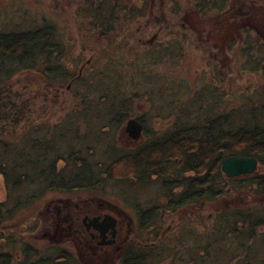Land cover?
Masks as SVG:
<instances>
[{"label":"trees","instance_id":"16d2710c","mask_svg":"<svg viewBox=\"0 0 264 264\" xmlns=\"http://www.w3.org/2000/svg\"><path fill=\"white\" fill-rule=\"evenodd\" d=\"M154 1L83 0L80 14L99 40H108L113 56L109 64L91 73H77L69 66L65 38L55 23L48 21L26 31H0V177L6 189V199L0 202V228L14 227L19 214L49 193L107 199L116 195L135 210L136 238L149 228L156 240L145 246L132 243L120 264H264V231H260L264 202L222 209L211 226L204 225V231L196 220H184L177 232L162 234L165 218L178 212L202 210L243 191L264 199V97L259 91L252 97L239 93L246 101L238 107L226 104L217 109L228 98L222 83L213 80L188 104L176 106L180 113L176 112L165 132H152L144 116L138 119L145 127V141L119 142L143 94L138 89L132 92L118 70L120 58L129 49L114 46L116 32L121 28L136 41L137 45H130L137 54L141 47H148L151 63L182 57L185 47L191 46L188 29L172 31L183 24L177 18L187 8L182 0L168 3V17L177 22L169 32L174 39L159 50L154 44L146 46L153 32L148 20L159 14L150 6ZM228 4L229 0H192L193 10L203 19L226 13ZM247 43L241 48V74L246 64L257 72L264 64V43L251 36ZM144 66L136 65L142 72L139 78L153 82ZM34 75L42 85L32 83ZM69 81L73 82L69 93L78 102L67 110L61 104ZM191 114L196 118L191 119ZM230 156L257 158L258 172L227 178L221 165ZM151 187L157 196L145 206L138 198ZM23 252L22 264H67L66 249L35 262L31 260L41 255L40 250L29 244ZM11 261L12 253L0 250V264Z\"/></svg>","mask_w":264,"mask_h":264},{"label":"rangeland","instance_id":"374dc122","mask_svg":"<svg viewBox=\"0 0 264 264\" xmlns=\"http://www.w3.org/2000/svg\"><path fill=\"white\" fill-rule=\"evenodd\" d=\"M170 1L155 0L150 5L152 9L159 11V14L155 17L151 16L152 21L147 17L150 25L153 26L151 28L153 32L145 43L149 47L154 44L155 50H159L160 45L164 46L174 39L169 32H182L188 29L186 33H188V42L190 41L191 46L185 47L182 57L176 56L160 63H151L150 57L147 56L148 47H141L140 53L137 54L133 49L135 46L130 45V43L137 45L136 41L131 40L128 33L120 28L115 34L114 46L117 48V46L125 45L129 49V54L120 58L118 70L126 78L132 92L138 89L140 94H143L140 99L136 100L134 113L130 119L145 116L152 132H165L173 124L176 112L180 113L176 106L188 104L199 91L205 87L207 89V83L216 79L222 83V91L228 98L217 109L223 108L226 104H230V107L244 104L246 98L239 94L243 91L248 97H252L258 91L260 97H264V64L259 72L254 71V67L248 64L244 65L243 74L240 72L241 63L244 62L241 48L248 46L249 37L264 43V0H229L226 13L220 15L213 13L205 19L195 13L192 0H182L187 8L177 18H180L183 24L180 25L181 28L176 29L175 27L174 30H172L173 25L175 26L177 22L168 17ZM82 4L83 0H0V31H26L42 26L48 21L55 23L65 38L69 66L77 73L83 70L91 73L109 64L107 61L113 56L111 47L107 45L108 40H99L95 31L91 32L86 25L85 19L80 14ZM234 43L239 45L232 46ZM176 51L180 53V50ZM256 53L260 54L261 50L257 49ZM142 57H144L143 62L140 60ZM137 64L140 68L145 64L143 68L150 72L149 77L151 75L157 80L150 82L151 78L149 80L140 79L142 72L136 67ZM23 78L22 76L21 79ZM30 79L32 83L42 85L38 75L31 76ZM72 83V81L67 82L65 90L67 98L65 100L63 98L64 102L61 104L64 107L67 106V110L78 102V99L69 93ZM171 83L174 84L175 90L170 85ZM146 92H148L147 95H145ZM152 92L155 93L151 95ZM173 98L178 101H172ZM171 113L173 116L170 118ZM63 114L64 111L58 117H62ZM195 118V114H191V119ZM124 128L123 135L119 134V142L130 144L131 139L125 134ZM145 139L146 137L143 136L142 141ZM67 195L60 192L49 193L33 208L19 214L14 227H9L8 224L7 228H0V250L12 253L11 264H22L25 259L23 249L29 244L41 251V255L34 256L32 262L39 260L41 256L45 258L49 255H57L64 249L67 250V244L49 239L54 231H50V236L45 235L51 227V224L47 222L50 213L48 205L60 198H66ZM141 195L142 198L139 196L138 201L145 205L151 197L154 199L157 196L156 188L144 189ZM5 199L6 189L0 177V202ZM109 200L114 201L137 220L134 208L122 199L111 195ZM263 200L261 197H252L248 192H237L233 197L208 204L205 209L191 208L165 218L162 234H170L173 230L177 232L179 223L181 224L184 220H196L199 229L204 231L207 226L212 225L218 211L251 202L263 203ZM148 205L149 203L145 206ZM53 207H50L51 212H54ZM260 231H264V228ZM150 232L151 229H146L141 233L140 238H136L135 234L132 243L136 245L139 243L142 246L152 244L156 240ZM78 249L75 247V250L78 251ZM168 263L169 261H165L159 264Z\"/></svg>","mask_w":264,"mask_h":264},{"label":"flooded vegetation","instance_id":"af4514ba","mask_svg":"<svg viewBox=\"0 0 264 264\" xmlns=\"http://www.w3.org/2000/svg\"><path fill=\"white\" fill-rule=\"evenodd\" d=\"M48 211L51 227L45 235L54 231L49 239L67 244V264H119L137 233L136 220L101 196L67 195L51 202Z\"/></svg>","mask_w":264,"mask_h":264},{"label":"water","instance_id":"95a60500","mask_svg":"<svg viewBox=\"0 0 264 264\" xmlns=\"http://www.w3.org/2000/svg\"><path fill=\"white\" fill-rule=\"evenodd\" d=\"M144 130L143 123L137 118L128 120L124 128L125 134L134 142H140L143 139ZM221 169L227 178L237 179L257 173L259 161L250 156H230L222 162Z\"/></svg>","mask_w":264,"mask_h":264}]
</instances>
